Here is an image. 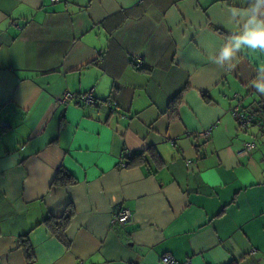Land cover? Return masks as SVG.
I'll use <instances>...</instances> for the list:
<instances>
[{
    "label": "crops",
    "instance_id": "1",
    "mask_svg": "<svg viewBox=\"0 0 264 264\" xmlns=\"http://www.w3.org/2000/svg\"><path fill=\"white\" fill-rule=\"evenodd\" d=\"M255 6L0 0V264H264V51L215 62ZM92 87L94 103L59 102ZM237 104L263 127H240ZM149 148L159 161L122 166ZM59 169L77 182L54 184ZM69 205L65 243L44 220ZM121 206L132 219L114 225Z\"/></svg>",
    "mask_w": 264,
    "mask_h": 264
},
{
    "label": "built area",
    "instance_id": "2",
    "mask_svg": "<svg viewBox=\"0 0 264 264\" xmlns=\"http://www.w3.org/2000/svg\"><path fill=\"white\" fill-rule=\"evenodd\" d=\"M55 2H60L61 0H53ZM133 64L136 68H142L146 65V58L143 54L139 53L137 54L134 59H133ZM95 91V87H92L89 91H87L86 93H82V94H75L72 93L70 91H66L61 98L59 99V102L62 103H68L70 100L72 99H78V101H82L85 104H91L94 103L95 101V97L93 95ZM110 104H112V106H115V103L109 101ZM232 114L234 115V117L237 119L240 127H248L250 125L253 124H257L259 125L261 128L263 127V123L261 120V112L258 109H245L242 106H240L239 104H237L236 106H234L232 108ZM8 126H10L8 121H0V130H3L5 128H7ZM200 135L207 139L210 137L211 135V130L207 129L204 130L200 133ZM256 147V141L255 140H250L244 143V145L242 146V148H240L238 150V154L239 155H247L248 153H250L251 150H253ZM132 152H130L129 150H126L123 153V157H122V166L126 167V161H125V157L128 155H131ZM188 165L190 164V161L187 162ZM132 219V212L131 210L126 207V206H121L119 207V209L115 212V215L112 219V223L114 225L117 224H125L128 221H130ZM254 253V251H253ZM162 261L165 264H193V262L191 260H186L183 263H179L178 261L175 260V258L170 255V254H165L162 256Z\"/></svg>",
    "mask_w": 264,
    "mask_h": 264
},
{
    "label": "trees",
    "instance_id": "3",
    "mask_svg": "<svg viewBox=\"0 0 264 264\" xmlns=\"http://www.w3.org/2000/svg\"><path fill=\"white\" fill-rule=\"evenodd\" d=\"M264 10V7L260 9L262 12ZM207 96V95H205ZM182 97V91H180L170 102L168 107V112L172 117L177 116V108L179 106V103L181 102ZM110 101V99H108ZM112 102V101H111ZM115 103V102H114ZM116 106V104H115ZM154 148H149L148 150H145L143 152L139 153H132L131 155H128L125 157L126 161V167H133V166H144L149 163V160L151 159L153 162H157L158 155L154 151ZM159 161V160H158ZM77 182L76 178L69 173L65 169H59L57 172V175L54 178L53 183L60 186H68L73 185ZM75 214V210L73 205H69L64 212L63 215L60 217H51L44 220V223L47 224V226L51 229L53 234H55L58 238H60L62 241H65V243H68L66 238V230L69 226L73 216ZM27 240V239H26ZM24 241L23 246L24 252L26 257L30 258L32 257V254H29V244ZM229 264H238L237 261H233Z\"/></svg>",
    "mask_w": 264,
    "mask_h": 264
},
{
    "label": "clouds",
    "instance_id": "4",
    "mask_svg": "<svg viewBox=\"0 0 264 264\" xmlns=\"http://www.w3.org/2000/svg\"><path fill=\"white\" fill-rule=\"evenodd\" d=\"M255 15H252L244 24L243 33L235 35L225 43L220 51V60L216 63L223 65V60L229 62L235 57L236 53L247 49L251 51H264V19H259L261 13L259 6L254 7ZM261 71H264V66L260 67ZM257 91L264 94V81H260L256 84Z\"/></svg>",
    "mask_w": 264,
    "mask_h": 264
},
{
    "label": "water",
    "instance_id": "5",
    "mask_svg": "<svg viewBox=\"0 0 264 264\" xmlns=\"http://www.w3.org/2000/svg\"><path fill=\"white\" fill-rule=\"evenodd\" d=\"M108 102H109V100H108Z\"/></svg>",
    "mask_w": 264,
    "mask_h": 264
}]
</instances>
